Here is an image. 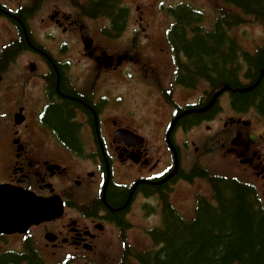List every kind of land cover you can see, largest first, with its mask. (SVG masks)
I'll list each match as a JSON object with an SVG mask.
<instances>
[{
	"label": "flooded vegetation",
	"instance_id": "af4514ba",
	"mask_svg": "<svg viewBox=\"0 0 264 264\" xmlns=\"http://www.w3.org/2000/svg\"><path fill=\"white\" fill-rule=\"evenodd\" d=\"M60 3L0 0V184L63 208L59 218L1 240L19 238L48 256L86 264L116 241L126 257L139 227L135 211H151L163 224L177 186L189 178L192 146L203 149L201 156L220 152L252 165L260 181L254 171L263 160L264 131L242 122L252 109L235 111L233 91L216 97L224 86L205 95L194 90L196 102L180 103L150 87L142 103L150 100L164 113L135 122L141 119L135 112L118 106L120 71L137 60L98 41L86 50L89 37L77 40L78 18ZM58 113L73 127L69 139L54 125Z\"/></svg>",
	"mask_w": 264,
	"mask_h": 264
},
{
	"label": "trees",
	"instance_id": "16d2710c",
	"mask_svg": "<svg viewBox=\"0 0 264 264\" xmlns=\"http://www.w3.org/2000/svg\"><path fill=\"white\" fill-rule=\"evenodd\" d=\"M234 5L243 15L251 16L264 27V0H222ZM118 0L93 2V17L110 16L116 28L126 22V12L119 9ZM176 19L171 36L174 47L188 58L179 80L187 87H195L207 80L213 88L230 86L241 88L243 74L241 60H245L246 79L257 82L264 70V44L255 56L239 55L240 47L231 40L227 29L241 23L239 16L218 19L214 30L205 32L201 26L203 15L189 6L173 9ZM193 39L187 38V32ZM63 86V85H62ZM236 111L257 107L264 115V76L252 91L233 94ZM53 122L63 137L69 139L73 127L61 114ZM213 189L212 204L207 197L198 200L192 218H185L174 210H167L164 226L152 232L157 247L151 251H138L134 259L139 264H264V204L256 188L237 178L210 176ZM0 264H49L36 252L5 253Z\"/></svg>",
	"mask_w": 264,
	"mask_h": 264
},
{
	"label": "rangeland",
	"instance_id": "374dc122",
	"mask_svg": "<svg viewBox=\"0 0 264 264\" xmlns=\"http://www.w3.org/2000/svg\"><path fill=\"white\" fill-rule=\"evenodd\" d=\"M125 2L124 5H128L129 8L132 9V18L130 20L129 24V32H135L137 41L135 43H131L132 45H137L139 47L140 51V57L142 59L148 60L149 65L153 64L154 58H149V54L153 53L156 57H161L157 53V43H160L162 46L166 47L164 44V35L166 33V29L170 28V25L173 24L172 20L168 16H164V13H161V10L164 9V11H168L170 6H178L179 4L183 3V0H123ZM193 4L196 8H202L206 12V23L210 21L215 15L218 10L222 8V5L218 0H186ZM161 2H164V8L160 9ZM187 3V2H185ZM189 4V3H188ZM190 4V5H191ZM50 6V5H49ZM51 6H55L52 4ZM57 7L63 8L62 5L56 4ZM228 12L230 14H235L236 10L232 7H226ZM68 10H70L68 8ZM250 19V18H249ZM205 23V24H206ZM249 24H244L232 31L231 37L239 38V41L241 44L245 47L251 48L253 44H257L261 41L263 38V31L258 26V24H255L249 20ZM94 24V23H92ZM203 25V24H202ZM147 29V31H145ZM145 32H144V31ZM89 35H91L89 33ZM134 36V35H133ZM131 37V36H130ZM126 40L123 42H119L118 45H114L111 48H109L104 40L100 37L98 39V42L101 43L103 47H108L109 50L114 53L116 51H128L131 47V44L129 43L131 41V38L129 36H126ZM147 48V50L145 49ZM164 60V58H163ZM156 70H161L162 65L158 66H152ZM141 69L147 70V68H144L140 65ZM166 71V69H163ZM168 70V69H167ZM173 66L169 67L168 75H166L165 72L163 74V79L166 84H169L172 82L171 79V73L173 74ZM147 77H150V72L146 73ZM156 78L152 79V83H156ZM122 81V87L120 90V96H121V102L118 106L120 109H125L127 111H133L137 115V117L141 118L136 121H139L142 124H145V118H149L154 116V112H158L159 115L161 113H164V110L161 108L155 106V103L150 101L148 103H142V100H145V96L148 94L146 91H140V80L138 77H135L133 81L125 82ZM164 84H161V86ZM200 89V94L205 95L206 93V86H202ZM112 91V90H111ZM175 99L178 100L180 103L185 102H196L198 94H194L193 92H187L185 90L179 89L178 87L174 90ZM106 101H111L109 97H107ZM128 114H126L127 116ZM158 115V117H159ZM228 115H232L231 113H228ZM149 121H153V118L147 119ZM3 126L4 125H0ZM260 126H263L260 124ZM217 128V127H215ZM205 130H203V133ZM206 135H208V132H205ZM188 137L194 138L196 137V134H189ZM191 143V141H190ZM264 145V142L262 143ZM203 150V149H202ZM201 150V152H202ZM205 150V148H204ZM200 153L194 152V146L192 148L190 147V152L186 153V168L189 170L196 167L198 164L205 166L209 170H211L214 173H228L231 175V177H235L241 181H248V182H254L255 180L252 178L253 171L250 168L247 167H238V162L236 160H231L227 158H219L218 155L220 152H213L206 153L203 156H201ZM259 152L263 153L264 158V148H261ZM260 167L257 169V171L264 176V159L260 162H257ZM252 166V165H250ZM263 170V173L261 171ZM258 182V181H257ZM259 183V182H258ZM260 186L264 184V177L260 178ZM198 195L208 196L211 195V189L209 184L206 180L198 179L196 183H187L183 182L179 184L175 190V194L173 196V205L175 206L176 210L181 213L186 218H191L192 212L195 207V203L197 200ZM264 195V192L262 193ZM261 195V197H263ZM264 204V203H263ZM151 211L148 210H136L135 211V220L139 224V227H137L135 234H131L129 237V241L131 243V246L133 248L141 249V250H147L153 248L151 239L149 236V232L153 229V227H159L161 225L160 218L157 216H150L149 213ZM151 229V230H150ZM17 240V241H16ZM0 247L3 248V250H21V244L19 238H9V244L6 246L5 242H2L0 240ZM119 243L114 241L111 245H109L98 257L93 258L94 262L93 264H137L136 261L133 260V258L129 259H122L121 254L119 252ZM48 257V256H47ZM55 258V257H53ZM53 258H45L47 261L55 262L59 259H53ZM78 260V259H77ZM70 264H86L81 261L72 262Z\"/></svg>",
	"mask_w": 264,
	"mask_h": 264
},
{
	"label": "water",
	"instance_id": "95a60500",
	"mask_svg": "<svg viewBox=\"0 0 264 264\" xmlns=\"http://www.w3.org/2000/svg\"><path fill=\"white\" fill-rule=\"evenodd\" d=\"M13 198L19 202V207L10 204ZM47 211L48 205L35 203L28 194L0 190V233L11 234L16 230L15 228H28L31 224L38 223L46 217L44 214Z\"/></svg>",
	"mask_w": 264,
	"mask_h": 264
}]
</instances>
